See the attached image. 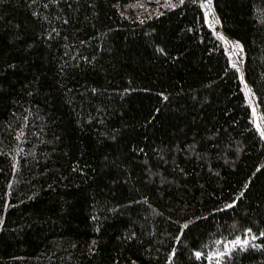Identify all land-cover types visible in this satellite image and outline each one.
<instances>
[{
	"label": "trees",
	"instance_id": "1",
	"mask_svg": "<svg viewBox=\"0 0 264 264\" xmlns=\"http://www.w3.org/2000/svg\"><path fill=\"white\" fill-rule=\"evenodd\" d=\"M204 2L0 0V264H264V0L242 73Z\"/></svg>",
	"mask_w": 264,
	"mask_h": 264
},
{
	"label": "rangeland",
	"instance_id": "2",
	"mask_svg": "<svg viewBox=\"0 0 264 264\" xmlns=\"http://www.w3.org/2000/svg\"><path fill=\"white\" fill-rule=\"evenodd\" d=\"M210 8H213L212 4L210 5ZM205 10L207 12V22L214 29L217 36L223 41V43L225 44L228 50V53L231 57L232 62L242 73L243 50L242 49L240 50L239 48H237L234 45V43H232V41L234 42L235 40L223 31L220 19H219L220 25H218L214 21L212 12H210V10H208L206 7H205ZM214 13H216L215 9H214ZM215 15L218 16L217 14ZM237 43L239 44V46H241V44L238 41ZM241 77L243 80L246 96L248 98V101H249V104L251 106V110L253 113L254 123L256 127L259 129V131L264 136V115L259 107L256 92L253 89L252 85L247 81L243 73ZM216 248L217 249L215 251L209 253V256H208L209 260L219 259L221 256V252L227 249V246L221 247L220 245V247H216Z\"/></svg>",
	"mask_w": 264,
	"mask_h": 264
},
{
	"label": "bare ground",
	"instance_id": "3",
	"mask_svg": "<svg viewBox=\"0 0 264 264\" xmlns=\"http://www.w3.org/2000/svg\"><path fill=\"white\" fill-rule=\"evenodd\" d=\"M212 14H213V18H214V21L218 24V25H220V22H219V18H218V16H216L215 15V13H214V11H212ZM232 43H234V45L236 46V45H239L237 42H233L232 41ZM237 47V46H236ZM237 48H239L240 50L242 49V46H239V47H237Z\"/></svg>",
	"mask_w": 264,
	"mask_h": 264
},
{
	"label": "water",
	"instance_id": "4",
	"mask_svg": "<svg viewBox=\"0 0 264 264\" xmlns=\"http://www.w3.org/2000/svg\"><path fill=\"white\" fill-rule=\"evenodd\" d=\"M204 5H205V7H206L208 10H210V12L214 11L213 8H210L211 2L209 3V0H205ZM215 14H216V13H215ZM230 37H231V36H230ZM231 38H232V37H231ZM234 40H235V39H234ZM235 42H237V40H235ZM242 50H243V48H242Z\"/></svg>",
	"mask_w": 264,
	"mask_h": 264
},
{
	"label": "snow or ice",
	"instance_id": "5",
	"mask_svg": "<svg viewBox=\"0 0 264 264\" xmlns=\"http://www.w3.org/2000/svg\"><path fill=\"white\" fill-rule=\"evenodd\" d=\"M211 2V0H209V3ZM237 47H239V45H236ZM235 67V65H233ZM237 244L240 243L239 241L236 242Z\"/></svg>",
	"mask_w": 264,
	"mask_h": 264
}]
</instances>
